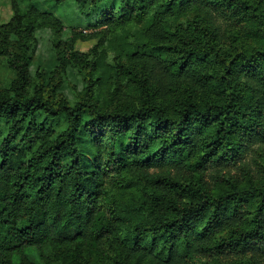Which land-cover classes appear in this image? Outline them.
<instances>
[{
  "label": "clouds",
  "instance_id": "9594fccd",
  "mask_svg": "<svg viewBox=\"0 0 264 264\" xmlns=\"http://www.w3.org/2000/svg\"><path fill=\"white\" fill-rule=\"evenodd\" d=\"M104 2L61 0L60 11L56 12L60 29L71 32L74 38L87 32L91 47L75 53L76 63L83 69L79 88L70 97L54 96L48 102L49 108L58 110L59 132L69 151L78 149L73 156H96L94 163L99 169L112 173L108 184L118 183L115 173L125 169L137 190L142 189L145 194L139 204L131 202L136 213L143 215V221L129 213L127 201L104 207L108 219L121 214L126 218L123 229L113 222L112 234L100 241L102 253L106 245H112L114 253L102 255L101 264H135L136 258L146 254L140 244H147L152 233H145L144 229L151 226L162 209L168 211L169 202H174L173 206L184 214V202L177 200L176 192L171 190L173 181L200 188L205 199L218 184L227 187L239 194L233 199H252V214H247L246 206H237L235 222L222 232L210 229L200 233L197 228L174 227L177 235L169 240V256L157 258L155 264H189L187 252H198L200 264H264V219H256L254 210L264 200V0H146L150 4L146 13L155 17L154 26L137 43L143 42L147 47L140 48L137 57L125 64L127 71L121 69L118 74L113 69L123 61H113L106 53L109 49L117 55L125 53L128 45L122 39L127 34L124 30L130 20L142 19L133 9L139 0H125L129 8L123 17L101 13L98 8ZM54 3L49 0L50 10ZM170 31L175 33V39ZM162 44L168 47H161ZM64 50L71 59L75 50ZM128 72L133 75L128 77ZM97 76L108 81L104 94L111 102L101 103ZM128 81L136 85L135 90L121 87ZM113 83L115 93L111 91ZM216 112L228 115L221 138L215 136L216 126L203 131ZM85 120L92 122L85 127ZM197 125L203 134L192 139L187 149L191 156L178 155L167 147L173 140H180L176 136L178 128L195 129ZM137 126L135 143L123 149L132 135L126 129L136 131ZM169 127L171 131H167ZM74 137L88 141L87 151L74 142ZM211 139H217V144L212 145L216 151L208 156L205 153L210 151ZM157 147L161 150L155 151ZM145 149L147 159L140 156ZM113 152H121L120 158L112 156ZM59 163L61 172L71 169L75 175L78 171L70 156L61 157ZM208 175L216 177V182L197 183V176ZM66 192L64 203H69L71 193ZM156 197L159 207L153 203ZM52 205L45 201L36 209L45 221L40 227L49 231L55 228V224L49 228L46 222ZM63 212L61 207L57 221ZM218 216L224 218V209ZM79 219L76 231L84 237L80 241L83 250L87 240L93 238L92 224L84 217ZM244 225L248 226L245 231L256 229L260 236L253 239L242 235ZM218 244L223 247L218 248Z\"/></svg>",
  "mask_w": 264,
  "mask_h": 264
},
{
  "label": "trees",
  "instance_id": "16d2710c",
  "mask_svg": "<svg viewBox=\"0 0 264 264\" xmlns=\"http://www.w3.org/2000/svg\"><path fill=\"white\" fill-rule=\"evenodd\" d=\"M11 2L13 17L8 23L0 24V56L5 58L8 68L16 75L10 88L0 87V264H92L106 254L108 248H112V245H106L104 253L100 251V241L105 239L106 235L112 234L113 222L116 227L124 228L122 221L126 215H113L108 219L104 207L127 201L129 213L140 216L143 221V215L136 213L131 202L136 201L139 204L145 194L142 189L137 190L135 182L126 174L125 169L115 173L118 183L108 184L112 173H105L99 169V165L94 163L96 156L83 154L73 156L78 149L72 148L69 151L67 142L62 139L63 133L59 132L58 110L48 107V102L54 96H63L59 93L62 76L66 74L71 61L76 63V52L74 51L72 58L68 59L64 51L65 47L73 49L76 42H89L88 36L83 33L79 38L73 37L71 42L59 41L56 45L60 58L57 79L54 76L48 84H45V73L41 72L37 73L34 80L29 70L27 50L11 51L13 38H16L21 46H26L32 40L38 25L52 29L58 36L64 31L60 29V20L52 14L32 4L26 10L23 7L25 0H11ZM55 3L61 4V0H55ZM149 7L150 4L146 0H139L133 5L134 11L142 19L128 22L124 30L127 34L122 36L128 45L125 53L117 55L111 49L106 53L113 61L118 59L123 61L113 69L117 74L121 69L127 71L125 64L137 57L140 48L147 47L143 42L137 43V40L154 26L155 17H150L146 13ZM162 7L167 11L166 6L162 5ZM127 8L129 4L125 0H111L105 9L100 5L98 10L101 13L110 12L113 17H123L127 14L125 12ZM170 35L175 39L174 32L170 31ZM161 47L168 45L162 44ZM92 50L95 51V48ZM132 75V72H128V77ZM119 78L117 75L116 79ZM96 82L101 97L108 81L103 76H97ZM127 84H132L133 90L136 89V85L130 81ZM213 116V121L203 131H211L216 126L215 136L221 138L224 135L228 115L225 112H216ZM91 122L85 120L83 123L86 127ZM171 124H175V121ZM199 129L200 125L195 129L178 128L176 136L180 140H173L167 147L172 148L178 155L183 153L185 156H191L187 149L196 135L203 134V131H198ZM138 130V126L136 131L131 127L126 129L132 135L123 145V149L135 143ZM167 131H171V128L169 127ZM167 131L163 135H166ZM73 139L75 143L83 145L84 151H87L88 141L85 138ZM214 144H217V139L209 141L210 151L205 155L211 156L216 151L212 147ZM160 150V147L155 149V151ZM111 155L119 159L121 152H113ZM64 156L72 157V165L78 169L75 175H72L71 169L67 173L59 170L61 168L59 160ZM140 156L147 159L148 149L141 151ZM196 180L197 183L204 181L211 184L216 182L217 178L213 175L197 176ZM66 190L71 193L68 196L69 203H64ZM171 190L176 192L177 200L184 202V214L181 215L182 210L173 206L174 202H169L168 211L161 210L155 221L150 222L151 226L144 229L145 233H152V237L147 244L141 242L140 247L146 249V254L136 258L135 264H155L157 258L168 257L171 252L169 240L177 235V231L173 230L174 227L177 230L180 227L197 228L200 233L210 229L222 232L230 223L235 222L237 206L241 208L246 206L247 214H252V199L246 200L244 196L233 199L239 194L227 187H220L219 184L207 199L200 194V188H193L191 184L184 185L179 181H173ZM53 197H55L54 205H52ZM45 201L52 205L46 214L48 227L51 228L55 224V228H51L50 231L48 228L40 227L45 221L36 211ZM153 203L159 207V197H156ZM61 207L64 212L57 221L56 216ZM73 209H76V212ZM221 209H224L223 219L218 216ZM254 210L256 219H264V200L256 204ZM80 217H84L92 224L93 238L87 240V247L83 250L80 241L84 237L76 231ZM247 227V225L243 226L242 235L253 239L260 236L256 229L245 231ZM259 227L258 224L257 228ZM156 233L159 235L157 236ZM132 246L135 248L136 244L133 243ZM217 247L222 248L223 245L218 244ZM198 257V252L186 253L189 264H200Z\"/></svg>",
  "mask_w": 264,
  "mask_h": 264
},
{
  "label": "rangeland",
  "instance_id": "374dc122",
  "mask_svg": "<svg viewBox=\"0 0 264 264\" xmlns=\"http://www.w3.org/2000/svg\"><path fill=\"white\" fill-rule=\"evenodd\" d=\"M110 1L111 0H105V2L100 5L103 7V9H105V6ZM31 4L38 7L44 12L52 14L55 18L60 20L59 16L56 15V12L60 11V8L58 6H60L61 4H52L50 10L48 6L49 0H25L23 7L28 10ZM12 17L13 9L11 0H0V24L8 23ZM84 34L86 36L89 35L87 32H84ZM72 38L73 35L71 32H64L62 35L58 36L52 29L45 28L42 25H38L36 27L32 40L26 46H21L16 38H13V45L11 46V49L14 48L17 52H21L26 49L27 56L29 58V70L32 77L34 78V80H36L37 73L43 72L45 73V84H48L51 78H53L54 76V78L57 79L56 74L60 65V58L58 55V51L56 50L57 43L59 41L71 42ZM90 47L91 41H79L75 43L73 49L75 50V52H83L88 50ZM82 71L83 70L78 63L76 64L75 62L71 61L66 74L62 76L61 89L59 90V93H61L64 97H70L73 92L79 88L82 82L80 78V73ZM15 78L16 75L8 68L5 58L0 56V87L6 89L10 88L11 83ZM131 85L132 84L126 83L121 85V87H127L131 91L133 90V87ZM107 88L108 83L105 89ZM105 89H103L102 96L100 97L101 103L111 102L104 94ZM111 91L114 93L117 91L114 83L112 84ZM106 254H109V256L114 255V253L112 252V248H108ZM94 263L101 264V259L93 261L92 264Z\"/></svg>",
  "mask_w": 264,
  "mask_h": 264
}]
</instances>
